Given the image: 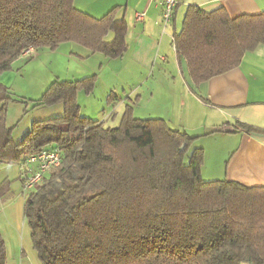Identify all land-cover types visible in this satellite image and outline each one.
Masks as SVG:
<instances>
[{
    "label": "trees",
    "instance_id": "16d2710c",
    "mask_svg": "<svg viewBox=\"0 0 264 264\" xmlns=\"http://www.w3.org/2000/svg\"><path fill=\"white\" fill-rule=\"evenodd\" d=\"M74 3L0 0V76L25 51L65 43L122 58L129 26L120 8L97 19ZM261 45L264 11L232 19L224 9L189 7L173 38L195 86L237 69ZM95 78L54 82L35 106L63 105L64 115L34 122L18 145L6 124L12 99L0 83V165L20 166L44 150L62 153L25 205L40 263L264 264V188L204 181V150L186 163L195 138L164 120L135 119L130 107L116 128L82 117L77 95L92 92ZM0 264H7L1 232Z\"/></svg>",
    "mask_w": 264,
    "mask_h": 264
},
{
    "label": "rangeland",
    "instance_id": "374dc122",
    "mask_svg": "<svg viewBox=\"0 0 264 264\" xmlns=\"http://www.w3.org/2000/svg\"><path fill=\"white\" fill-rule=\"evenodd\" d=\"M129 45L132 48L131 41ZM132 53L133 48L120 59H109L79 45L65 43L56 50L41 49L35 56L16 61L0 76V83L12 99L7 104L6 124L13 128L14 144L21 142L34 122L64 115L63 105L35 106L54 82H75L94 75V90L90 93L79 90L77 95L82 117L106 128H116L130 107L135 119H161L171 129L194 138L191 131L181 127L185 124L192 128L198 122L190 111L189 89L182 76L162 70L174 59L163 64L157 58L155 68L148 72L135 66ZM205 131L202 128L200 134ZM220 143L218 137L195 139L186 151L185 162L188 163L196 149L204 152L207 149L210 160L206 171L213 172V154ZM21 170L18 165H0V232L6 245L7 264H41L25 216L26 201L32 191L24 188ZM205 177L203 180L208 182Z\"/></svg>",
    "mask_w": 264,
    "mask_h": 264
},
{
    "label": "crops",
    "instance_id": "0c3cea01",
    "mask_svg": "<svg viewBox=\"0 0 264 264\" xmlns=\"http://www.w3.org/2000/svg\"><path fill=\"white\" fill-rule=\"evenodd\" d=\"M178 1L173 22L167 27L162 21L161 0H75L74 4L78 10L97 19L120 8L117 16L119 19L124 17L129 26L126 53L133 48L132 58L137 68L149 72L155 68L157 58L163 64L174 59L162 70L182 76L190 92V111L198 119L192 128L185 124L181 127L191 131V137L195 139L221 138L213 154V172L210 173L206 171L210 158L205 150L203 179L206 175L208 182L227 180L246 188H264V45L247 53L237 69L199 86L191 81L186 62L173 46L174 35L182 30L189 7H197L206 13L224 9L235 19L261 14L264 0ZM140 13H145V19L136 22V15ZM39 51H34V56ZM239 123L249 127L251 132L242 130L237 126ZM202 128L206 129L204 134H200Z\"/></svg>",
    "mask_w": 264,
    "mask_h": 264
},
{
    "label": "built area",
    "instance_id": "2783aa9c",
    "mask_svg": "<svg viewBox=\"0 0 264 264\" xmlns=\"http://www.w3.org/2000/svg\"><path fill=\"white\" fill-rule=\"evenodd\" d=\"M178 3V0H161L162 21L165 27L173 22ZM144 19L145 13L137 14L135 18L136 22H143ZM32 56H34V50L29 49L23 53L22 58ZM61 161L62 153L59 150H44L39 154L28 157L26 162L20 165L24 188L33 191L44 177L61 165Z\"/></svg>",
    "mask_w": 264,
    "mask_h": 264
},
{
    "label": "water",
    "instance_id": "95a60500",
    "mask_svg": "<svg viewBox=\"0 0 264 264\" xmlns=\"http://www.w3.org/2000/svg\"><path fill=\"white\" fill-rule=\"evenodd\" d=\"M185 149H186V145H183L181 152H185Z\"/></svg>",
    "mask_w": 264,
    "mask_h": 264
}]
</instances>
